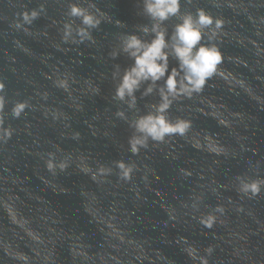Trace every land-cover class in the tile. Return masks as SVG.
Wrapping results in <instances>:
<instances>
[{"label": "water", "instance_id": "obj_1", "mask_svg": "<svg viewBox=\"0 0 264 264\" xmlns=\"http://www.w3.org/2000/svg\"><path fill=\"white\" fill-rule=\"evenodd\" d=\"M80 2L90 6L101 22L91 30L90 40L62 44L54 21L64 18L67 0H0V75L9 81V94L19 89L24 97L32 95L34 87L28 81H33L41 91L50 93L47 104L68 117L53 121L42 111L27 115L32 135L21 133L20 143L27 150L11 158L9 177L22 179L23 190L19 192L16 183L8 186L12 195H20L32 227L45 240L54 241L57 264H73L68 252L73 238L81 239L93 250L107 247L109 224L147 241L150 249H158L167 257L169 264H198L185 252L188 245L183 243L184 238L201 254L213 247L210 264H264V192L248 199L237 191L236 181L240 175L264 176V55L257 56L251 43L229 40L223 44L225 57L248 61L249 67H243L226 59L224 67L242 75L256 97L240 89L230 91L219 80L209 82L205 96L225 106L223 111L233 120L232 128H224L213 117L196 111L203 105L195 101L177 103L171 109L173 119L190 115L195 131L217 136L227 154L217 156L198 150L181 137L165 144H150L133 154L129 144L135 134L133 121L151 111V105L159 103V95H144L148 87L144 84L135 93V107H129L127 99L116 98L120 77L134 64V59L123 51V42L131 35L151 41L153 34L143 29L151 28L153 21L144 11V0ZM41 4L47 12L31 26L33 35L16 34L34 53L28 56L14 52L19 60L18 77L9 71L4 56V49L12 50L9 24L17 12ZM197 6L213 13L223 12L231 20V32L257 40L264 48V36L255 35L256 29L246 16L214 8L210 0H194L192 5L184 0L185 11H194ZM177 22L175 18L166 22V39ZM45 31L47 36L43 35ZM169 63L176 66L177 61L170 57ZM56 69L74 75V100L47 78ZM120 112L123 117L118 115ZM76 133L79 136L74 138ZM49 153L67 167L57 168L55 173L49 171ZM6 161L7 156L0 155V162ZM119 161L134 167L131 180L121 178L116 167ZM182 169L190 170L192 175L185 176ZM194 195L203 197L199 211L191 208ZM218 205L225 208V213L217 214L213 228H206L200 217ZM170 213L175 220L170 219Z\"/></svg>", "mask_w": 264, "mask_h": 264}, {"label": "clouds", "instance_id": "obj_2", "mask_svg": "<svg viewBox=\"0 0 264 264\" xmlns=\"http://www.w3.org/2000/svg\"><path fill=\"white\" fill-rule=\"evenodd\" d=\"M187 3L192 5L194 0H187ZM210 3L217 9H230L235 16H246L256 29L255 35L264 36V13L260 12L264 9V0H210ZM144 11L153 21V25L143 31L151 32L153 39L144 41L136 35H131L124 40L123 51L134 59V64L120 77L116 98L121 101L127 99L129 107H135V93L142 85L147 84L143 94L157 92L159 103L151 105V111L133 121L135 134L129 141L131 152L138 154L150 144H165L171 142L174 137H181L198 150L217 156L227 154L226 147L217 136L210 132L195 131L190 115L173 119L170 116L171 109L174 104L195 101L203 105L196 111L213 117L224 128H232L233 120L223 111L225 106L205 96L209 82L219 80L230 91L240 89L253 98L256 97L251 85L242 75L224 67L226 59L243 67H249L248 61L238 56L225 57L223 44L229 40L242 45L251 43L257 56L264 55V48H261L257 40L231 32L228 27L231 20L223 12L213 13L202 6L195 7L194 11L191 8L185 11L184 0H144ZM46 12L44 4L34 9L25 8L22 12H17L10 22L12 50L4 49V56L13 75L20 76V70L17 68L19 60L14 52L34 55L32 49L16 34L32 36L31 26ZM63 17L54 21L59 26L62 44H80L90 40L91 30L101 22L91 7L80 0H67ZM173 18L178 22L171 37L166 39V22ZM43 35L47 36L48 33L45 31ZM170 57L177 61L176 66H170ZM47 78L53 81L55 88L67 93L69 99L74 100L73 85L76 80L73 74L56 69ZM28 82L34 87L32 95L24 97L19 89L10 95L9 81L7 77L0 75V155L7 156L6 162H0V213L4 217V222L0 223V264H57L54 241L45 240L44 236L32 227V221L22 209L20 195H12L8 187L16 183L18 191L23 190L22 179L16 181L9 177L12 174L11 158L18 151L27 150L20 143L21 133L32 135V125L26 119L27 115L30 112L42 111L45 118L51 117L53 121L68 119L66 113L47 104L50 96L47 90L41 91L35 86V82ZM212 86L215 87L214 84ZM118 115L123 117L124 113L120 112ZM232 116L238 118L239 114ZM21 123L23 127L19 126ZM78 136L79 133L74 134V138ZM46 163L48 170L53 173L57 168L64 170L67 167L65 162H56L54 153L48 154ZM116 167L120 170L122 179L131 180L135 170L132 165L119 161ZM181 171L185 176L192 175L190 170ZM236 181L237 191L248 199L256 198L264 192V176L253 178L240 175ZM202 199V196H193L191 208L194 211H199ZM239 210L243 211L242 208ZM224 213L225 208L218 205L202 215L200 223L211 229L218 221L217 214ZM170 219L175 220L176 216L170 213ZM108 228L110 230L107 233V247L101 246L98 250H93L79 238L72 239L68 252L73 264H169L167 257L158 249H150L147 241L137 239L114 224H109ZM183 243L188 245L185 252L198 261V264H210L213 247H208L204 254H201L199 249L188 244L186 238Z\"/></svg>", "mask_w": 264, "mask_h": 264}]
</instances>
